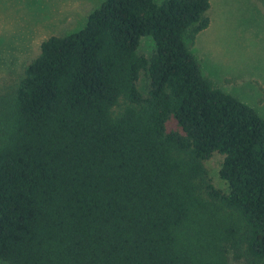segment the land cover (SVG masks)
<instances>
[{
	"label": "trees",
	"instance_id": "1",
	"mask_svg": "<svg viewBox=\"0 0 264 264\" xmlns=\"http://www.w3.org/2000/svg\"><path fill=\"white\" fill-rule=\"evenodd\" d=\"M210 7L105 0L42 42L0 100V264H264V116L191 48Z\"/></svg>",
	"mask_w": 264,
	"mask_h": 264
},
{
	"label": "rangeland",
	"instance_id": "2",
	"mask_svg": "<svg viewBox=\"0 0 264 264\" xmlns=\"http://www.w3.org/2000/svg\"><path fill=\"white\" fill-rule=\"evenodd\" d=\"M104 1L0 0V100L17 86L44 40L83 28ZM210 1V24L191 48L208 78L264 116V0ZM153 49V40L143 38L140 52ZM148 83L142 72L140 86ZM223 160L215 152L205 164L213 183L226 191L219 174ZM231 264L245 263L231 257Z\"/></svg>",
	"mask_w": 264,
	"mask_h": 264
}]
</instances>
